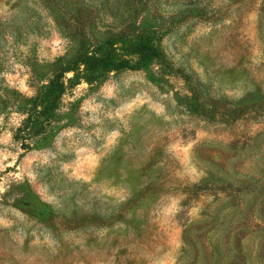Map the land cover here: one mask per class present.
Masks as SVG:
<instances>
[{"label": "rangeland", "instance_id": "1", "mask_svg": "<svg viewBox=\"0 0 264 264\" xmlns=\"http://www.w3.org/2000/svg\"><path fill=\"white\" fill-rule=\"evenodd\" d=\"M51 5L0 0V264H264V0Z\"/></svg>", "mask_w": 264, "mask_h": 264}, {"label": "trees", "instance_id": "2", "mask_svg": "<svg viewBox=\"0 0 264 264\" xmlns=\"http://www.w3.org/2000/svg\"><path fill=\"white\" fill-rule=\"evenodd\" d=\"M38 4H40V3H44V1H46V0H35ZM56 1L57 0H47V5L49 4V6H50V4L52 3V5L51 6H53L54 7V10L56 9L55 8V6H56ZM56 10H58V9H56ZM56 10H55V12H56ZM72 16L68 19V21H70V22H75V23H77V24H79L81 21L83 22L85 19H86V17L85 16H82V14H81V10L79 11V10H77V9H75V11L71 14ZM39 18V17H38ZM81 22V23H82ZM80 61H81V63H86V61H87V58L86 57H84V56H80Z\"/></svg>", "mask_w": 264, "mask_h": 264}]
</instances>
